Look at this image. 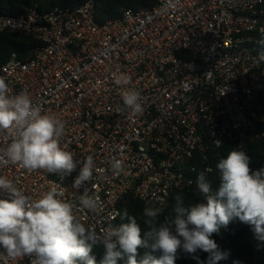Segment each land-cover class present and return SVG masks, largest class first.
I'll use <instances>...</instances> for the list:
<instances>
[{
	"label": "built area",
	"instance_id": "2783aa9c",
	"mask_svg": "<svg viewBox=\"0 0 264 264\" xmlns=\"http://www.w3.org/2000/svg\"><path fill=\"white\" fill-rule=\"evenodd\" d=\"M96 11V0H86L0 15V33L38 42L26 60L13 53L0 77L12 95L26 90L42 114L64 122L61 145L81 166L93 156V178L74 188L79 166L62 178L2 162L0 176L33 198L57 187L77 217L100 232L126 222L116 213L129 198L160 214L181 192L204 202L196 181L205 172L211 182L214 152L264 140V0H156L103 24ZM116 72L141 93L142 113L124 108ZM11 140L0 131V156ZM114 159L123 162L119 175ZM85 190L98 197L97 213L80 208ZM0 253L6 255L2 247ZM32 259L0 256V264Z\"/></svg>",
	"mask_w": 264,
	"mask_h": 264
},
{
	"label": "clouds",
	"instance_id": "9594fccd",
	"mask_svg": "<svg viewBox=\"0 0 264 264\" xmlns=\"http://www.w3.org/2000/svg\"><path fill=\"white\" fill-rule=\"evenodd\" d=\"M258 44L261 48L258 61L264 62V37ZM113 79L124 86L121 93L124 108L133 114L142 113L141 93L126 87L131 82L130 76L116 72ZM64 128L62 120L42 114L26 90L12 95L9 84L0 77V131L12 135L0 162L19 164L29 171L43 169L62 178L79 166L73 187L80 188L93 178L94 159L89 155L79 165L74 154L60 143ZM250 163L246 152H229L217 164L218 189L213 190L205 172L198 174L196 182L204 202L186 205L183 196H175L174 217L163 223L158 221L159 208L145 207L143 231L125 209L116 215L127 222L98 232L77 217L79 209L74 210L57 187L33 198L16 183L0 176V191L8 197L0 199V247L6 252L0 256L23 258L34 254L31 264H98L92 252L94 248H102L99 264H118L120 260L125 264H176L179 253L198 259L196 253L203 251L208 253L207 264H217L227 259L228 253L220 250L213 234H219L234 219L249 225L255 237L264 241V168L253 170ZM111 168L119 175L124 170L123 162L114 159ZM80 208L97 213L98 197L85 190ZM139 249L147 251L138 260Z\"/></svg>",
	"mask_w": 264,
	"mask_h": 264
},
{
	"label": "trees",
	"instance_id": "16d2710c",
	"mask_svg": "<svg viewBox=\"0 0 264 264\" xmlns=\"http://www.w3.org/2000/svg\"><path fill=\"white\" fill-rule=\"evenodd\" d=\"M84 1L86 0H0V15H21L35 3H38L40 11L45 13L57 6L73 7ZM154 4H156V0H96V18L99 23L103 24L109 19L122 16L126 8L137 10L141 7L153 6ZM37 44L38 42L31 37L0 33V65L6 63L13 53H16L22 60L30 58ZM233 150L244 151L249 155L251 169L264 168V140L252 141L245 148L239 147L234 143L226 144L214 152V174L211 179L213 190L218 189L220 184V173L217 164ZM178 195L183 196L186 205L202 202L198 197L190 193L181 192ZM174 207L175 199L158 216V221L163 223L165 219L173 218ZM125 209L130 216H134L137 219V223L140 224L143 231L146 225L144 224L145 217L143 215L145 208L142 202L129 198L122 205L121 213ZM212 238L217 242L221 251L228 253L227 259H222L217 264H234V262H238V264H264V241L258 240L251 227L242 223L238 218L234 219L227 228H222L219 234H213ZM145 251L147 250L139 249L140 256H138V260L144 255ZM92 254L96 256L99 264L103 249L94 248ZM155 255L158 256L159 254L156 253ZM196 256L198 259L179 253L176 264H207L208 253L198 251ZM118 264H125V261L120 260Z\"/></svg>",
	"mask_w": 264,
	"mask_h": 264
}]
</instances>
